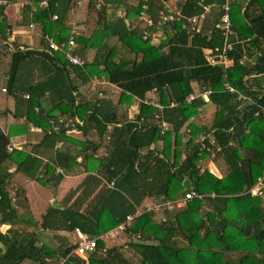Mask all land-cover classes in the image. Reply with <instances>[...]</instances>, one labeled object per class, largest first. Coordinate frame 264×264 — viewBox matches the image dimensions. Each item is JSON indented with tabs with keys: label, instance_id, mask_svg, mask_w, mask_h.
Returning <instances> with one entry per match:
<instances>
[{
	"label": "trees",
	"instance_id": "trees-1",
	"mask_svg": "<svg viewBox=\"0 0 264 264\" xmlns=\"http://www.w3.org/2000/svg\"><path fill=\"white\" fill-rule=\"evenodd\" d=\"M0 1L6 2L0 3V68L9 61L3 88L15 100V117L42 130L31 150L9 151L13 127L0 128V218L10 224L0 236V264H44L57 252L35 246L36 233L17 227L8 190L12 165L44 184H58L77 165L87 173L62 209H47L41 230L78 228L96 238L133 217L124 244L106 247L99 239L86 257L71 254L69 246L61 251L69 256L66 264H264V0H228V35L222 28L227 0H182L175 11L167 0H88L78 34L69 15L81 0H46V6L29 0L15 23L7 8L18 0ZM144 14L149 20L142 27L137 22ZM170 15L173 20H164ZM17 26H39V47L12 40ZM157 30L165 41L147 46ZM71 38L83 65L49 46L50 39L61 45ZM226 43L231 49L223 55ZM206 49L220 61L209 60ZM94 79L121 90L119 106L104 97L106 90L103 98H84L80 86ZM134 102L138 112L129 116ZM208 104L216 108L210 119H191ZM72 129L86 139L67 136ZM218 159L226 169L222 177L202 168ZM22 192L14 193L20 203ZM188 192L194 196L178 206ZM147 201L164 210L155 213Z\"/></svg>",
	"mask_w": 264,
	"mask_h": 264
},
{
	"label": "crops",
	"instance_id": "crops-1",
	"mask_svg": "<svg viewBox=\"0 0 264 264\" xmlns=\"http://www.w3.org/2000/svg\"><path fill=\"white\" fill-rule=\"evenodd\" d=\"M180 1H182V0H167L165 4L167 7L170 8V10L175 11L176 8L179 6ZM19 2L20 1L16 2L17 5L19 4ZM20 7L22 9L23 6H20ZM18 10H19V8L17 7V11ZM120 15H122V14L120 13ZM71 17H72V15H69V20ZM142 18L143 19L142 20L140 19L137 23H141V26L144 27L145 24L148 22L149 17L147 14H144ZM15 22H11V23H15ZM70 23L72 25L74 24L73 21H70ZM127 23H129V21H127ZM81 28H82V26H81ZM149 38H150V40L147 43V46L148 45L157 46V45L161 44L163 41H165L166 35H164L163 32L157 30ZM11 39L14 40L19 45L30 46L32 48L39 47L40 41H41V30H40V28H38L36 26H34L32 28H30V27L24 28L21 26H17L14 28V31L11 35ZM205 53L207 56L210 57L211 50L206 49ZM88 56L91 57L92 52H90ZM226 64H227V62H226ZM8 65H9V61L6 60V62L3 64V68L2 67L0 68V94H5L7 97L6 98L7 99L6 100V106L0 107V112L2 113L0 115V128L5 133H7L10 130V128L13 127L14 137H12V139H11V145H14L15 148L22 147L23 150L29 151L32 149V147L34 145H36L39 142V140L42 136V130L40 128L35 127L31 123L27 122L25 117H15V115H14V107H15L14 98L12 96H10L7 92L1 91V89L3 87H5L4 84L6 83V79H7L6 72L8 70ZM92 82H94V80H91V82H89V83H92ZM97 84H101L102 89H104V87H107V86H108L107 88H109V89L111 88V92L108 91L107 89H104V90L109 92L104 97L108 98L113 105L119 106L118 102H119V96H120L121 90L119 91V88L116 87L115 85L108 84V83L103 82V81H100ZM85 85L80 86L81 90ZM112 87H115L116 89H114ZM104 90H102V91H104ZM115 90L117 91L116 94H114V92H116ZM149 96L154 99L153 94L150 93ZM205 97L206 96H204V99L207 101L208 97H207V99ZM98 98H103V96L101 95V91H100ZM215 111H216V108L213 105L208 104L202 110L199 118H193L192 117L191 119L194 121H197V123H199L200 121L203 123L204 121L210 119L211 117L209 116V114L213 115L215 113ZM137 112H138V103L134 102L128 109V115L129 116L136 115ZM25 126L28 127V130H26V131H24L21 128V127H25ZM71 131H73L74 135H77L78 133L83 135V133L81 131L76 130V129H72L66 133L67 136L71 137L68 134ZM187 135L188 134H186V136ZM47 160H48L47 158L44 159L45 163ZM78 161H81L80 157L78 158ZM208 161H209L208 165H211L214 163L211 160H208ZM44 170L45 169L42 166L41 172L39 174L42 175ZM61 171L62 170H57L56 172L61 173ZM9 172H10V176H11V173L12 174H14V173L19 174L20 173L16 169L15 165L9 166ZM86 175H87V173L84 171L83 167L81 165H77L72 170L67 171V173L64 174L62 180L58 184L52 183V182L51 183L47 182V183L43 184L42 182H38L37 180L30 179V178L26 177L25 175H24V182L23 183L20 180H16L17 182H15V181L11 182V177H10V184L8 186V190L10 191V194L12 197V205H13L15 211L17 212V214L19 216L20 223H19V225H17V227L18 228L20 227V232H23V233H34L35 232L36 233L35 234V246H37V247L43 246V247L50 248L51 250H57V252L54 253L52 256H47L45 258L44 264H66L67 258L69 256H62L61 251L68 248L69 246L75 245V243L78 240V237H77L75 230L69 231V230H66L65 228H61L59 230H56V229H45V230L42 229L41 230L40 229V223L42 222V216L47 211V209L49 207H55V208H61L62 209L64 206L63 205V199H64L65 195L69 191L77 188V186L83 181V179L85 178ZM40 183H42V184H40ZM38 184L45 186L44 187L45 190H44L43 194L39 193V190H38L39 187L37 186ZM18 186H21V187H18ZM23 186H24V188H23ZM23 189L26 190L25 194H24V202L20 203L19 198H17V196L14 193L17 190L23 191ZM30 191H32L34 193L32 196H30V194H31V193H29ZM39 194H40V196H39ZM78 194H79V192L76 195H78ZM75 198H76V196L73 197V199L70 201V203H72V201ZM33 199L35 200L36 206L38 207L37 210H35ZM149 203H150V201L145 202L146 205H148ZM38 204H40L41 207H39ZM86 205H87L86 203L83 204L82 208L79 211L83 212ZM9 228H10V224L7 222L3 223L1 221V218H0V236H1V234L5 233ZM113 228H111V229H113ZM111 229H109V230H111ZM122 236L123 235H120V237H122ZM120 237H118V238H120ZM117 239H115V240L103 239V240H105V244L107 247V244H111L112 242L116 241ZM0 249L2 252H4V250H5V246L1 242H0ZM24 264H34V263L31 261H26Z\"/></svg>",
	"mask_w": 264,
	"mask_h": 264
},
{
	"label": "rangeland",
	"instance_id": "rangeland-1",
	"mask_svg": "<svg viewBox=\"0 0 264 264\" xmlns=\"http://www.w3.org/2000/svg\"><path fill=\"white\" fill-rule=\"evenodd\" d=\"M20 1L19 4L17 5V3H12L11 5L8 6V9H7V13H8V20L9 22H15L17 21L20 17H21V7L20 6H23L25 3H28V2H31L29 0H18ZM17 1V2H18ZM87 3H88V0H81V1H77L76 3V7L75 9H72V11L70 12V15H72V17L70 18L69 22L70 21H73V29H72V32L73 33H80L81 31H83L84 29V22L85 20L88 19V13H87ZM17 7L19 8V10L17 11ZM15 9V10H14ZM75 26V27H74ZM82 26V28H81ZM39 28V26H36ZM41 30V29H40ZM16 31V30H15ZM42 33V31H41ZM98 82H100V80H96L94 79V82L92 83H88L86 84L83 88H82V91H83V96L86 100H96V98L99 97V94H100V91L104 90V89H107L108 91L111 92V88H107V87H104V89H102V85L101 84H97ZM4 86L6 87V83L4 84ZM114 89H116L115 87H112ZM116 91V90H115ZM120 91V89H119ZM8 93V92H7ZM116 92H114V94H116ZM6 95L5 94H0V107H5L6 106ZM214 115V114H213ZM212 114H209V116H213ZM169 127V126H168ZM72 139L76 140V141H84L86 139V137L84 135H81V134H77V135H74L73 131L69 132L68 133ZM191 135V133H189L187 135V137H185V140H187L189 138V136ZM61 143L58 144L57 147H61ZM78 149V148H77ZM208 162L209 161H206L203 165H202V168H207L209 169L212 173H214L215 175L219 176V177H222L224 176V173L226 171L225 169V166H224V163L222 162V160L218 159L216 162H214L213 164L211 165H208ZM11 182L12 181H15L17 182L16 180H20L22 183L24 182V175L22 173H14L12 174L11 173ZM43 183V182H42ZM40 183V184H42ZM44 184V183H43ZM39 187V193L43 194L44 190H45V186L43 185H37ZM260 186V184L258 183V185H256L252 191H256V188ZM18 187H21V186H18ZM24 188V186H23ZM25 191L23 189V192L20 190V192L24 193L25 194ZM29 193L30 196H32L34 193L32 191H30ZM40 196V194H39ZM37 197V196H36ZM36 199V198H35ZM33 203H34V206H35V210H37V206H36V202L35 200L33 199ZM184 202L182 200V202H176V204L178 206L182 205ZM39 207L40 204H38ZM174 206V205H173ZM173 206L169 207V209H172ZM148 209L151 208V210H153L155 213H160L161 211L164 210V208H162L163 210L160 209V206H154L152 203H149L147 205ZM161 215V214H160ZM162 216V215H161ZM161 216L159 217H156L158 220L161 219ZM129 238L127 237V235H124L120 238H118L116 241L112 242L111 244H107V247H111L112 245H122L124 244Z\"/></svg>",
	"mask_w": 264,
	"mask_h": 264
},
{
	"label": "built area",
	"instance_id": "built-area-1",
	"mask_svg": "<svg viewBox=\"0 0 264 264\" xmlns=\"http://www.w3.org/2000/svg\"><path fill=\"white\" fill-rule=\"evenodd\" d=\"M0 3L5 4V1H0ZM40 4L42 6H46L47 5V1L46 0H41ZM225 13L222 17V22H223V26L222 28L225 30V34L228 35L230 33H232L231 29H230V20H229V15H228V11H229V4H228V0L225 3V5L223 6ZM54 18H56V16H54ZM164 20H173V17L170 15L167 18H164ZM192 21H195V19H193ZM47 37V36H46ZM75 43L73 41V39L71 38L70 41L68 42V44L62 43L61 45H57L56 43H54L53 40L50 39V48L53 49H58L63 51L69 62L71 64L74 65H83L85 63L84 59L79 56L76 53H73V47H74ZM231 49V46L226 43L224 48H223V55L228 52ZM222 57V56H221ZM224 57V56H223ZM209 60H212V57H209ZM227 89L230 92H235L236 90L230 86L227 85ZM2 92H6L5 88L1 89ZM203 96L207 97V93L203 94ZM25 97H28L27 95ZM194 98L193 95H189L187 97V101L190 102L192 99ZM246 97L239 94L238 95V99H245ZM251 101V100H250ZM144 103L146 104H150L155 106L157 109L161 110L162 109V105L159 104L158 102L154 101V100H145ZM162 127L163 129L167 127V124L165 122L162 123ZM14 145H10L8 147V150L11 151L12 149H14ZM113 185V183H110L109 186L111 187ZM260 190V186H258L256 188V191H253V194H257L258 191ZM194 196L193 192H188L186 193L185 197L183 198V202L187 201L188 199H191ZM133 220L132 216H128L126 221L123 223L118 224L116 227H114L113 229L105 232L103 235H100L99 237L96 238H89L87 235L83 234L78 228L75 229L78 240L74 245V249L72 250L71 254H74L76 256H80V257H86L87 255L91 254L97 247V241L99 239H109V240H115L118 237H120V235H122V233L130 228L131 225V221Z\"/></svg>",
	"mask_w": 264,
	"mask_h": 264
},
{
	"label": "water",
	"instance_id": "water-1",
	"mask_svg": "<svg viewBox=\"0 0 264 264\" xmlns=\"http://www.w3.org/2000/svg\"><path fill=\"white\" fill-rule=\"evenodd\" d=\"M214 61H220V57H218V56H217V57H215V58H214ZM26 90H28V91H29V88H26ZM205 98L207 99V97H205Z\"/></svg>",
	"mask_w": 264,
	"mask_h": 264
},
{
	"label": "clouds",
	"instance_id": "clouds-1",
	"mask_svg": "<svg viewBox=\"0 0 264 264\" xmlns=\"http://www.w3.org/2000/svg\"><path fill=\"white\" fill-rule=\"evenodd\" d=\"M120 15V14H119Z\"/></svg>",
	"mask_w": 264,
	"mask_h": 264
}]
</instances>
